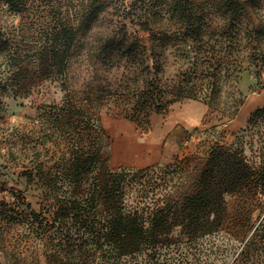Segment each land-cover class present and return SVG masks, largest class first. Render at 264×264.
Masks as SVG:
<instances>
[{
	"label": "rangeland",
	"instance_id": "rangeland-1",
	"mask_svg": "<svg viewBox=\"0 0 264 264\" xmlns=\"http://www.w3.org/2000/svg\"><path fill=\"white\" fill-rule=\"evenodd\" d=\"M17 1L22 6L12 9L0 0V264L74 262L62 249L60 230L48 226L53 209L47 181L59 173L68 141L73 149L77 145L75 124L69 128L58 119L66 94L81 100L88 86L92 96L109 98L99 110L110 137L109 168L158 165L157 196L174 172L202 169L216 146L241 156L251 170L249 179L224 195L222 230L182 244L171 263L264 264V0L237 20L219 0H105L107 9L75 43L66 79L43 80L27 97L7 86L12 59L29 56L59 20L75 16L83 0ZM194 19L202 27L199 38L190 35L198 28H189ZM142 22L169 38L151 45ZM123 33L137 45L134 56L103 61L104 40ZM143 44L160 53L158 74L145 69L152 59L141 61ZM184 77L195 78V99L171 101L164 114H152L142 126L128 117L140 110L137 96L148 80L156 79L164 100H173ZM250 98L255 104L247 108ZM154 141H160L156 150L146 147ZM154 155L157 163L140 167ZM128 263L159 260L142 255Z\"/></svg>",
	"mask_w": 264,
	"mask_h": 264
},
{
	"label": "trees",
	"instance_id": "trees-1",
	"mask_svg": "<svg viewBox=\"0 0 264 264\" xmlns=\"http://www.w3.org/2000/svg\"><path fill=\"white\" fill-rule=\"evenodd\" d=\"M219 1L224 3L231 20L257 5L256 0ZM5 3L12 9L22 6L17 0ZM107 5L105 0H83L75 16L68 13L59 20L45 34L43 44L33 48L29 56L13 58V69L6 80L12 94L27 97L43 80L66 79L68 59L79 35ZM192 25L198 28L192 29L196 27ZM140 26L149 35L151 45L169 38L149 28L148 22ZM189 28L190 35L201 36L200 21L194 19ZM128 38L126 33L106 38L101 50L103 61L115 55L133 57L137 45H130ZM134 42L140 43L137 38ZM139 49L141 61L152 59V67L146 65L145 69H154L158 74L160 53L144 44ZM194 79L184 77L173 100H164L165 91L156 79L148 80L137 96L142 99L140 110L128 117L142 126L149 123L152 114H164L171 101L195 99L200 90L192 83ZM65 82L62 87L67 92ZM87 88L81 100L73 101L66 94L68 99L58 119L69 128L75 124L77 145L73 149L68 141L59 173L47 181L53 209L48 226L60 230L62 249L67 260L74 261L64 264H132L128 259L142 255L159 260V264H179L171 263V253L182 244L197 242L222 230L226 218L224 195L249 179V166L238 154L216 146L202 169L174 172L164 194L157 196L160 184L154 174L158 165L118 171L109 168L110 137L101 125L99 113L109 98L94 93L92 96L91 87Z\"/></svg>",
	"mask_w": 264,
	"mask_h": 264
},
{
	"label": "crops",
	"instance_id": "crops-1",
	"mask_svg": "<svg viewBox=\"0 0 264 264\" xmlns=\"http://www.w3.org/2000/svg\"><path fill=\"white\" fill-rule=\"evenodd\" d=\"M157 142L160 143V141L147 142L146 147L148 146L150 149L154 147L153 150H156L157 146H158V144H156ZM111 160H112V158H111ZM159 160H160V158H158V156L154 155L152 158H146V160L142 164H139V165H140V167H144V166H148V165L157 163Z\"/></svg>",
	"mask_w": 264,
	"mask_h": 264
},
{
	"label": "bare ground",
	"instance_id": "bare-ground-1",
	"mask_svg": "<svg viewBox=\"0 0 264 264\" xmlns=\"http://www.w3.org/2000/svg\"><path fill=\"white\" fill-rule=\"evenodd\" d=\"M254 104H255V99L250 98L249 101L247 102L246 106H247V108H251L252 106H254Z\"/></svg>",
	"mask_w": 264,
	"mask_h": 264
}]
</instances>
